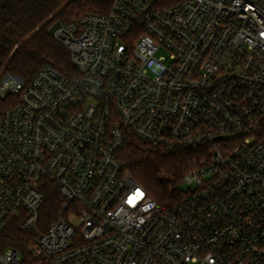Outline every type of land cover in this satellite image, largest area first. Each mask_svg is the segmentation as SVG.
Segmentation results:
<instances>
[{"label": "built area", "instance_id": "1", "mask_svg": "<svg viewBox=\"0 0 264 264\" xmlns=\"http://www.w3.org/2000/svg\"><path fill=\"white\" fill-rule=\"evenodd\" d=\"M53 36L75 75L0 82V231L37 234L0 264H264V0H112ZM129 136L202 152L170 210L124 170Z\"/></svg>", "mask_w": 264, "mask_h": 264}, {"label": "trees", "instance_id": "2", "mask_svg": "<svg viewBox=\"0 0 264 264\" xmlns=\"http://www.w3.org/2000/svg\"><path fill=\"white\" fill-rule=\"evenodd\" d=\"M112 0H0V68L3 77L10 75L30 81L42 68L51 66L72 76L77 70L70 52L54 36V23L77 22L90 13H107ZM16 103V98H0V118ZM202 152L196 149L168 150L154 147L129 136L119 153L124 170L143 186L164 210H170L183 194L182 179ZM40 190L45 202L40 209V228L46 229L59 216L63 200L58 184L46 177ZM37 234L20 229V221L12 220L0 231V252L15 248L28 254L30 241Z\"/></svg>", "mask_w": 264, "mask_h": 264}, {"label": "water", "instance_id": "3", "mask_svg": "<svg viewBox=\"0 0 264 264\" xmlns=\"http://www.w3.org/2000/svg\"><path fill=\"white\" fill-rule=\"evenodd\" d=\"M61 27V22H56L51 28H50V34L54 35L56 30Z\"/></svg>", "mask_w": 264, "mask_h": 264}, {"label": "rangeland", "instance_id": "4", "mask_svg": "<svg viewBox=\"0 0 264 264\" xmlns=\"http://www.w3.org/2000/svg\"><path fill=\"white\" fill-rule=\"evenodd\" d=\"M2 71H3L2 68H0V78L3 75ZM181 188H182L184 193H188V191L190 190V186H188L187 184H182Z\"/></svg>", "mask_w": 264, "mask_h": 264}]
</instances>
